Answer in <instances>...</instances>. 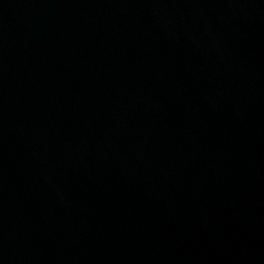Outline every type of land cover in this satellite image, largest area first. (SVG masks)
<instances>
[{
    "label": "water",
    "instance_id": "95a60500",
    "mask_svg": "<svg viewBox=\"0 0 264 264\" xmlns=\"http://www.w3.org/2000/svg\"><path fill=\"white\" fill-rule=\"evenodd\" d=\"M0 264H264V0H0Z\"/></svg>",
    "mask_w": 264,
    "mask_h": 264
}]
</instances>
